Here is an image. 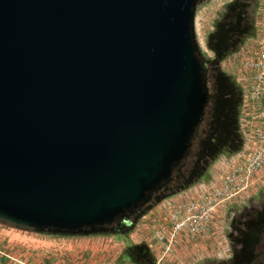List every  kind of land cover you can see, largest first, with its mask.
I'll return each instance as SVG.
<instances>
[{
    "label": "water",
    "instance_id": "95a60500",
    "mask_svg": "<svg viewBox=\"0 0 264 264\" xmlns=\"http://www.w3.org/2000/svg\"><path fill=\"white\" fill-rule=\"evenodd\" d=\"M197 0H0V222H134L209 102Z\"/></svg>",
    "mask_w": 264,
    "mask_h": 264
},
{
    "label": "rangeland",
    "instance_id": "374dc122",
    "mask_svg": "<svg viewBox=\"0 0 264 264\" xmlns=\"http://www.w3.org/2000/svg\"><path fill=\"white\" fill-rule=\"evenodd\" d=\"M263 6L264 0H197L194 34L205 64L209 102L184 165L175 169L172 181L153 195L149 206L157 197L189 188L196 191L217 170L218 159L239 146L242 103L240 85L233 73L237 68L236 52L253 46V32ZM263 220L264 186L249 201L230 205L223 229L229 253L220 264H264ZM63 235L68 234L29 231L0 222V264H20V260L52 264L61 258L54 239ZM70 258L80 264L89 255L81 250Z\"/></svg>",
    "mask_w": 264,
    "mask_h": 264
},
{
    "label": "built area",
    "instance_id": "2783aa9c",
    "mask_svg": "<svg viewBox=\"0 0 264 264\" xmlns=\"http://www.w3.org/2000/svg\"><path fill=\"white\" fill-rule=\"evenodd\" d=\"M260 11L254 44L236 52L233 72L243 92L239 117L242 147L219 158L209 181L193 190L190 197L166 203L168 249L180 233L204 236L220 207L245 203L264 186V6Z\"/></svg>",
    "mask_w": 264,
    "mask_h": 264
},
{
    "label": "crops",
    "instance_id": "0c3cea01",
    "mask_svg": "<svg viewBox=\"0 0 264 264\" xmlns=\"http://www.w3.org/2000/svg\"><path fill=\"white\" fill-rule=\"evenodd\" d=\"M192 193V188H189L157 200L134 222L119 230L64 233L68 235L54 239L59 245L55 249L61 258L51 263L78 264L69 256L83 250L89 258L80 264H220L229 253L223 229L230 206L219 208L204 236L191 237L186 232L180 233L167 248L170 235L166 203L188 198ZM214 257L219 259H212Z\"/></svg>",
    "mask_w": 264,
    "mask_h": 264
},
{
    "label": "trees",
    "instance_id": "16d2710c",
    "mask_svg": "<svg viewBox=\"0 0 264 264\" xmlns=\"http://www.w3.org/2000/svg\"><path fill=\"white\" fill-rule=\"evenodd\" d=\"M254 33H255V28H254V32H253V35H254ZM239 90H240V93H241V103L243 102V92H242V89H241V87L239 88ZM240 122V121H239ZM239 126H240V124H239ZM239 130H240V128H239ZM240 132V131H239ZM240 144H239V146L236 148V149H234L233 151H231V152H229L228 154L229 155H231V154H234V153H236L237 151H239L240 149H241V147H242V144H243V136H242V133L240 132ZM179 172V171H178ZM162 197H157V200H159V199H161ZM149 207V203H147V204H145L144 206H142L138 211H137V216L139 217V216H141L144 212H145V210L147 209Z\"/></svg>",
    "mask_w": 264,
    "mask_h": 264
},
{
    "label": "flooded vegetation",
    "instance_id": "af4514ba",
    "mask_svg": "<svg viewBox=\"0 0 264 264\" xmlns=\"http://www.w3.org/2000/svg\"><path fill=\"white\" fill-rule=\"evenodd\" d=\"M180 170V169H179ZM127 226V224H124L122 227ZM262 226L264 228V220L262 221Z\"/></svg>",
    "mask_w": 264,
    "mask_h": 264
}]
</instances>
